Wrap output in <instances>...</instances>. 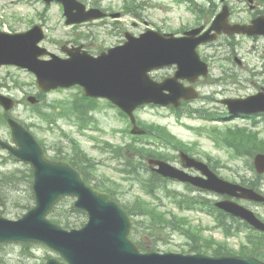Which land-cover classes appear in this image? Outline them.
<instances>
[{"label":"rangeland","instance_id":"1","mask_svg":"<svg viewBox=\"0 0 264 264\" xmlns=\"http://www.w3.org/2000/svg\"><path fill=\"white\" fill-rule=\"evenodd\" d=\"M86 5L101 7L108 12L121 13L116 18L106 17L103 20L94 23H83L75 26L65 24L63 7L61 4L52 2L47 5L44 0H0V30L9 32L24 31L34 24H42L47 30V38L42 42L43 46L57 55H64L61 50L63 44H84L93 54H99L108 47L120 45L124 43L125 31H130L134 35L148 30L155 29L165 33H175L180 35L184 30L199 25L196 15L189 10L183 0H134L138 8L136 15L124 14L125 1L131 0H83ZM198 3L209 5L206 0H197ZM221 7L220 0H216ZM233 7L231 15L232 21L247 22L258 10H264V0H255V8L250 9L249 2L246 0H227ZM208 12L201 15L200 23H209ZM211 20V21H210ZM199 53L205 61L210 64V77L201 84V93L207 95L191 103H187L185 109H193V117L177 119L169 107L146 105L139 107L136 111L137 119L143 125L163 124L166 125L173 134L180 139L193 144L194 151L198 156L213 155L219 157L221 163H228V169H220L221 173L236 177L240 175H250L251 172L244 170L243 161L234 156L235 153L230 148L218 147L214 144L213 139L206 133L198 136L193 130L186 127L185 124L192 125L196 128L204 127L205 132L211 133L213 125H219L220 128L233 126H251V120L241 118L229 119L219 122L207 121L198 115L208 110L222 114L225 106L221 99L225 97L246 96L259 90L260 86H264V36H247V35H222L213 43L203 44L199 48ZM236 57L242 60L239 64ZM48 59V56H45ZM175 67H166L154 72V76L158 80L164 79L166 76L173 75ZM224 77L219 84L213 83L216 78ZM18 80L19 83L15 81ZM211 81V82H210ZM0 82L3 84L2 90L18 100V105L10 112V114L20 122L26 124L33 123L30 129L41 140L48 150V154L56 155L59 151L67 154L71 150V139L77 140L88 153L94 157L96 161L95 174L98 180L111 183L118 187V197L121 201L132 204L140 196L146 197L141 182L136 174L126 175L118 173L116 168L125 167L122 162L113 159V152H102L99 145L104 142H112L114 146H122V154L128 156L134 164H139L144 160L139 155L133 153V137L126 129L129 125L128 118L125 117L120 110L110 105L107 99H98L97 110L92 112L94 121L86 130V135L78 132L77 127L79 121L74 116H65L58 118L55 124L44 122L41 115L27 99V94H37L39 91L36 78L33 73L15 66H0ZM82 90V89H81ZM83 91H79L77 87L56 89L46 94V102L64 103L73 98L82 95ZM41 109L44 110L45 102L40 103ZM1 107V106H0ZM0 110H2L0 108ZM190 113V112H189ZM226 114V110H225ZM224 118H227L225 115ZM263 124V123H262ZM246 127V126H245ZM259 127V126H257ZM87 134L93 135L97 139H91ZM220 137V136H219ZM0 138L12 140L11 131L7 124L0 122ZM149 141L151 138L145 137ZM142 143V141L136 142ZM126 148V150H124ZM141 149V148H140ZM169 151V155L174 156L176 149L163 146L161 151ZM145 152L146 150L141 149ZM2 155V156H1ZM4 151L0 148V176L9 173L17 168L20 172L16 176H11L7 182L12 181V186L5 189L0 186V210L4 214L18 218L25 213L28 208L34 204L35 199L32 190L33 178L30 175V166L21 161L11 160L3 163ZM223 167L222 165H220ZM144 176V169L140 170ZM126 178V179H125ZM125 179V180H124ZM135 179V180H134ZM116 181V182H115ZM1 183V182H0ZM169 187L176 188L179 191H188V189L178 183H170ZM198 195L197 192H194ZM9 196V197H7ZM164 208H174L173 202L160 193ZM212 198L216 196L212 195ZM74 198L69 199L63 206L70 208ZM8 206L3 208V203ZM264 214V207L260 208ZM67 211V210H66ZM65 212V211H64ZM187 213V212H186ZM57 213L56 215H58ZM194 221L193 224L203 223L208 226L205 228L206 235H213L217 239H225L221 229L215 228V222L212 218L198 211L188 212ZM72 218L75 220L76 227L83 225L87 221V215L73 213ZM140 219V216H137ZM149 223V220H145ZM142 237L148 243L149 248L155 247L157 251H182L189 248V239L180 232H172L169 228L157 229V241L149 232L143 231ZM149 233V234H148ZM245 233L239 236L228 237V241L235 247L239 246L241 239H244ZM49 257H59L58 253L49 247L40 243H7L0 247V264H45Z\"/></svg>","mask_w":264,"mask_h":264},{"label":"water","instance_id":"2","mask_svg":"<svg viewBox=\"0 0 264 264\" xmlns=\"http://www.w3.org/2000/svg\"><path fill=\"white\" fill-rule=\"evenodd\" d=\"M51 1L47 0L48 3ZM59 1L65 5L68 23L103 16L98 9L87 10L78 0ZM228 16V7L225 6L213 25L201 35L203 26L186 31L182 37L167 36L154 30H148L139 37L126 33L124 44L109 48L98 57L82 51L80 46L65 48L70 55L68 58L52 54L51 60H42L40 55L48 51L39 46L45 37L41 27L15 34L0 32V64L14 63L28 68L36 74L39 86L45 91L79 84L87 95L109 98L129 114L144 103L178 105L182 97L197 95L193 87L184 88L179 79L194 82L207 73V66L196 51L200 43L216 38L222 31L264 34V16L254 19L250 25H230ZM213 30L216 32L211 33ZM173 64L177 66L173 77L162 82L151 78V70ZM30 100L35 102L34 97ZM263 102L264 95L253 96L236 106L231 105L232 111L258 110L264 108ZM0 103L7 109L13 106L9 98L1 95ZM10 124L19 145V148H10L34 167L36 205L19 221L0 217V242L41 240L59 250L68 264H263L255 259H212L200 254H139L127 239L130 221L110 196L87 185L67 163L47 160L37 141L23 126L12 120ZM258 158L264 160V155ZM183 159L189 165H202L186 154H183ZM156 162L161 164L159 171L192 180L172 166ZM216 179V175L210 173L212 188L231 194L236 192L237 186ZM67 195H76V206L89 213L90 219L81 229L64 230L46 217L53 205ZM251 196L255 197V194ZM220 205L264 229V224L245 208L226 201ZM48 264L64 263L50 260Z\"/></svg>","mask_w":264,"mask_h":264},{"label":"trees","instance_id":"3","mask_svg":"<svg viewBox=\"0 0 264 264\" xmlns=\"http://www.w3.org/2000/svg\"><path fill=\"white\" fill-rule=\"evenodd\" d=\"M125 6H127L129 8H134L136 5L133 2H128V3L125 4ZM193 9L200 16L202 15L203 12H210L212 14L214 13L213 7H207V9H205L203 7H198V9H196V8L193 7ZM135 11L136 10H133V11H130V12L134 13ZM88 101H94V99H90V98H88L86 96H82V97L79 96V97L75 98L74 100H71V101H68V102H64L63 104L60 103L58 105H54V109L60 110V111H58V115H62L63 116L65 114H67V113H70V112L72 113L73 112V113L77 114L80 119H82L88 113V108L90 107L87 104ZM53 115L54 114L50 113V116H53ZM159 133H161V134L165 133V131H164V129L162 127L160 128ZM63 157L64 156H62L61 158H63ZM141 205L145 206L144 204H141ZM134 212H137V211H134ZM155 214L159 215L158 212H155ZM163 217H164V220L167 223H177L174 220H167L164 215H163ZM65 221H66L65 224L67 226H69L71 224V222H72L71 219H65ZM177 225L178 226H175V228H183L184 226H186L185 223H184V225H182L180 223H177ZM186 234L190 237V239H193V241H194L192 247H195L196 249H199V251L203 250L202 237H201L199 232L195 233V232H192V231L186 229ZM142 244H144V243H142Z\"/></svg>","mask_w":264,"mask_h":264},{"label":"flooded vegetation","instance_id":"4","mask_svg":"<svg viewBox=\"0 0 264 264\" xmlns=\"http://www.w3.org/2000/svg\"><path fill=\"white\" fill-rule=\"evenodd\" d=\"M244 169H245L246 171H248L249 166H244ZM189 171H190L191 173H197L194 169H190Z\"/></svg>","mask_w":264,"mask_h":264}]
</instances>
